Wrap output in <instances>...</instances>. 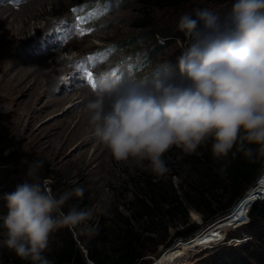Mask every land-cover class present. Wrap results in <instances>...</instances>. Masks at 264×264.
<instances>
[{"label":"rangeland","instance_id":"obj_1","mask_svg":"<svg viewBox=\"0 0 264 264\" xmlns=\"http://www.w3.org/2000/svg\"><path fill=\"white\" fill-rule=\"evenodd\" d=\"M31 2L0 0V7L14 6L0 21V129L15 153L7 165L10 174L0 175V264H31L4 243L7 229L2 217L7 207L2 197L18 184L31 182L27 170L33 161L43 162L39 175L56 195L84 189L82 196L69 199L65 211L72 206L94 211L84 224L59 228L50 235L44 255L53 264L54 254L68 239L87 264H99L88 259L91 253L110 264L127 243L140 254L135 264H239L238 256H243L245 264H264V243L242 229L237 230L240 244L215 243L222 237L231 239L229 233L236 229L231 224L242 223L240 228L247 221H242L247 200L240 199L231 213L236 201L226 207L225 214L220 213L219 206L229 200V193L223 192L227 177L220 171L226 160L214 159L211 140L194 154L173 146L163 157L169 171L157 176L147 161L117 162L95 136L84 112V96L78 98L82 91L90 95L86 71L94 76L121 64L134 71L151 70L165 62L175 65L185 45L179 38L180 18L198 19V11L224 12L223 7L205 0L175 7H148L144 0H45L34 5L39 17L24 23L15 14H25L24 6ZM143 21L149 24L138 27ZM17 27L27 31L17 34ZM81 30L88 34L81 35ZM127 38L134 40L117 46ZM57 49L59 55L52 54ZM62 58L69 62L60 63ZM38 60L39 68L28 66ZM49 71L55 76L54 84L48 82ZM91 158L94 162L88 163ZM92 167L95 173L90 172ZM213 175L214 184L210 182ZM262 190L258 186L255 194ZM175 206L177 210L171 211ZM89 226L95 228L94 235L88 233ZM190 226L194 229L188 230ZM185 230L183 235L175 233ZM203 230L205 234L199 235ZM242 244L248 249H241ZM179 255L183 260L174 261Z\"/></svg>","mask_w":264,"mask_h":264},{"label":"clouds","instance_id":"obj_2","mask_svg":"<svg viewBox=\"0 0 264 264\" xmlns=\"http://www.w3.org/2000/svg\"><path fill=\"white\" fill-rule=\"evenodd\" d=\"M197 16L180 18L185 45L175 65L134 71L121 64L89 83L85 115L117 162L147 161L152 173L163 176L169 171L163 157L173 146L194 154L209 140L214 159L226 160L221 172L231 163L230 153L264 161V0H234L225 12L204 10ZM42 166L31 162V182L2 197L4 243L31 264H53L44 255L50 235L94 215L91 208L65 211L69 199L84 189L56 195L39 175ZM102 211L108 215L107 208ZM95 232L88 227L90 235Z\"/></svg>","mask_w":264,"mask_h":264},{"label":"trees","instance_id":"obj_3","mask_svg":"<svg viewBox=\"0 0 264 264\" xmlns=\"http://www.w3.org/2000/svg\"><path fill=\"white\" fill-rule=\"evenodd\" d=\"M190 1H195V0H144V3L148 7H175L177 5L184 4ZM205 1L206 2L213 1L219 3V5L223 7L224 12L230 9L232 3L234 2V0H205ZM148 24H149L148 21L145 22L143 21L139 23V25L137 26L144 28ZM179 38H181V40H185L183 33L179 35ZM133 40L134 39L132 38H127L126 40L119 42L117 46L120 47L127 46L131 44ZM233 151H235V148L233 149ZM14 157H15L14 151L9 149V140L0 129V175L10 174L9 170L7 169V165L11 164L10 162L14 160L13 159ZM229 158L233 160V163H230V165L224 171L227 177V182L223 184V192L229 193V200L227 201V203L219 206V209H221L220 212L221 214H225L228 210L227 208L230 205L234 204L235 201H237L243 195L244 190L253 184L258 174L264 168L261 160H258L257 162L253 163L249 159H247L242 153H237L235 156H233L230 153ZM210 180H211L210 182H213L214 184L216 182V177L213 175V177H211ZM210 182L209 184H212ZM260 184H261L260 180L258 182H255V184H253L251 187L248 188L249 190L246 192V195L242 198V200H247L246 211L249 206V202L254 199L253 195L256 196L260 192L262 194V191H258L257 194H255L256 193L255 190ZM152 192L154 193V191ZM165 200L166 199H164V201ZM176 210H177V206L172 207L171 209V211L173 212H175ZM209 211L210 214L215 213V211L212 209H209ZM247 215H248V221L244 223L240 228H236L235 230L231 231V233H229L230 237H235L240 239L241 234L238 233L237 230L242 229L248 232L252 236V238L254 237L256 242L264 243V196L262 199L253 200V203L248 209ZM223 226H225L226 229V225L224 222H223ZM192 229H194V226L188 227V230H192ZM221 230H219L218 232H220ZM186 231L187 230L176 231L175 233L177 235H183ZM205 232L206 230H203V232H201L199 235H204ZM189 246L190 244L186 245V248H188ZM240 247L241 249L246 250L248 246H246V244H242L240 245ZM180 255L177 256L174 261L183 260V258H180ZM96 256L97 255L95 253H91L88 255V259L99 262V264H104L105 261L99 258V256L97 257ZM139 257L140 254L130 246V243H127V246L122 248V252L118 255V257L115 260L110 261L111 262L110 264H135ZM54 260H55V264H87L84 256L82 255L81 251H79V249L76 247L72 239H68L62 243L59 250L54 254ZM236 260L238 261L239 264H245V260L243 256L236 257ZM246 264L249 263L246 262Z\"/></svg>","mask_w":264,"mask_h":264},{"label":"bare ground","instance_id":"obj_4","mask_svg":"<svg viewBox=\"0 0 264 264\" xmlns=\"http://www.w3.org/2000/svg\"><path fill=\"white\" fill-rule=\"evenodd\" d=\"M3 1H5V0H2V2ZM31 3L30 4H28V5H26V6H24L25 8L23 9L24 11H25V14H22V13H17V14H15L16 16H19L23 21H24V23H28V19L29 18H38L39 17V12H37V10H35V8H34V5L35 4H43L44 3V1L45 0H29ZM29 3V2H28ZM14 8V6H4L3 7V5L0 7V21L5 17V16H7V12L9 13V10H12ZM30 14V15H29ZM5 15V16H4ZM52 22V21H51ZM47 27L48 26H50V23H48L47 25H46ZM16 31H17V34H22V33H24L25 31H27V28H25V27H20V28H16ZM15 34V33H14ZM23 44V46L25 45L24 43H22ZM59 45H62V43H59ZM23 46H21V47H23ZM19 48L20 47H17L16 49L17 50H19ZM15 49V50H16ZM18 54H19V51H18ZM52 54H58L59 55V52H58V49L57 50H54L53 52H52ZM51 54V55H52ZM16 56H17V54H15ZM28 55H30V54H27V56ZM18 57H20V55L18 56ZM17 58V57H16ZM25 58H27V57H25ZM18 59V58H17ZM14 60H15V58H14ZM21 61V60H20ZM40 60H38V62L36 61V62H28V66H30V67H32L33 69H36V68H39L40 67V62H39ZM60 61V63H62V64H66L67 62H69V60H67V59H61V60H59ZM88 64V63H87ZM49 65V64H48ZM54 71H57L55 68L53 69ZM64 71H67V69L66 70H64ZM48 82H50V83H52V84H54L55 83V76L51 73V71H49L48 72ZM74 85H76V83H74ZM87 90H89V89H87ZM79 92V91H78ZM78 92L76 93V95L78 94ZM84 96V97H83ZM80 97H83V99H82V101H86V99L87 98H89L90 97V95H85V92H81L80 93V95H79V97L78 98H80ZM81 99V98H80ZM83 104V103H82ZM94 162V159L93 158H91L89 161H88V163H93ZM96 167V166H95ZM95 167H92L91 169H90V172L91 173H95L96 171H97V169L95 168ZM264 174V173H263ZM263 176V175H262ZM259 187H261L262 189H264V176H263V179H262V183L259 185ZM197 216V215H196Z\"/></svg>","mask_w":264,"mask_h":264},{"label":"built area","instance_id":"obj_5","mask_svg":"<svg viewBox=\"0 0 264 264\" xmlns=\"http://www.w3.org/2000/svg\"><path fill=\"white\" fill-rule=\"evenodd\" d=\"M263 173H264V168H263L262 171L258 174V176H257L256 179L254 180L253 184H255V182H258V181L260 180V178L262 177ZM253 184H252V185H253ZM263 196H264V189L262 190V194H261V192H260V194H259L257 197L254 198V200H256V199H262ZM218 241H219L218 243H222V242L224 243V242H226L227 244H232V245L240 244V239H234V238H232V239H230V240H228V241H225L224 239L221 238V239H219Z\"/></svg>","mask_w":264,"mask_h":264},{"label":"snow or ice","instance_id":"obj_6","mask_svg":"<svg viewBox=\"0 0 264 264\" xmlns=\"http://www.w3.org/2000/svg\"><path fill=\"white\" fill-rule=\"evenodd\" d=\"M81 35H86L88 34V32L81 30L80 32ZM89 59H93L92 57H90ZM84 76L86 77V82L87 83H93V74L90 71H86L84 73Z\"/></svg>","mask_w":264,"mask_h":264},{"label":"water","instance_id":"obj_7","mask_svg":"<svg viewBox=\"0 0 264 264\" xmlns=\"http://www.w3.org/2000/svg\"><path fill=\"white\" fill-rule=\"evenodd\" d=\"M259 194H260V193H258L256 196L253 195V197L255 198V197H257ZM243 195H244V194H243ZM243 195H242V196H243ZM253 200H254V199H253ZM253 200H251V201L249 202V206H248L247 210L250 208L251 204L253 203ZM212 223H213V222H212Z\"/></svg>","mask_w":264,"mask_h":264}]
</instances>
